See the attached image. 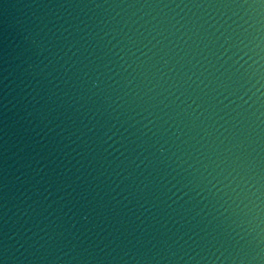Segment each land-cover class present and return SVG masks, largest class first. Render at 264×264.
<instances>
[{
  "label": "water",
  "instance_id": "water-1",
  "mask_svg": "<svg viewBox=\"0 0 264 264\" xmlns=\"http://www.w3.org/2000/svg\"><path fill=\"white\" fill-rule=\"evenodd\" d=\"M0 264H264V0H0Z\"/></svg>",
  "mask_w": 264,
  "mask_h": 264
}]
</instances>
